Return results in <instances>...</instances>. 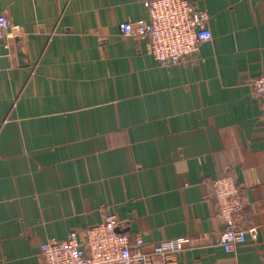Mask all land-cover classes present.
<instances>
[{
	"label": "crops",
	"instance_id": "crops-1",
	"mask_svg": "<svg viewBox=\"0 0 264 264\" xmlns=\"http://www.w3.org/2000/svg\"><path fill=\"white\" fill-rule=\"evenodd\" d=\"M209 14L197 61L162 68L118 25L144 0H0V264L115 215L142 252L180 241L177 264H264V0H188ZM14 28L20 34H14ZM233 174L244 227L217 243L211 182Z\"/></svg>",
	"mask_w": 264,
	"mask_h": 264
},
{
	"label": "built area",
	"instance_id": "built-area-1",
	"mask_svg": "<svg viewBox=\"0 0 264 264\" xmlns=\"http://www.w3.org/2000/svg\"><path fill=\"white\" fill-rule=\"evenodd\" d=\"M144 6L147 17L138 22L120 23V34L146 39L148 54L162 68L197 61L200 45L212 37L207 25L209 14L196 9L188 0H144ZM10 29L8 18L0 15V37L8 35ZM14 34H20V30L14 28ZM250 88L264 105V70L250 82ZM211 185L215 216L222 224L217 237L221 248L230 252L248 240H255L256 229L244 227L246 203L235 176H219ZM144 245L141 236L119 232L115 215L105 210L101 222L82 234L72 231L64 240L41 244L39 255L41 264H152L151 256L142 252ZM181 246L179 240L162 241L152 251L160 257L161 264H177L176 255Z\"/></svg>",
	"mask_w": 264,
	"mask_h": 264
}]
</instances>
